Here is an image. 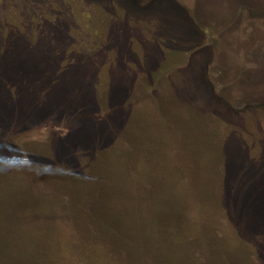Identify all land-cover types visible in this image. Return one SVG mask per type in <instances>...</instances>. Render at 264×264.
Masks as SVG:
<instances>
[{"label":"rangeland","instance_id":"obj_1","mask_svg":"<svg viewBox=\"0 0 264 264\" xmlns=\"http://www.w3.org/2000/svg\"><path fill=\"white\" fill-rule=\"evenodd\" d=\"M0 145L10 264H264V0H0Z\"/></svg>","mask_w":264,"mask_h":264},{"label":"trees","instance_id":"obj_2","mask_svg":"<svg viewBox=\"0 0 264 264\" xmlns=\"http://www.w3.org/2000/svg\"><path fill=\"white\" fill-rule=\"evenodd\" d=\"M123 1H125L128 4H133V5L135 3H137V0H123ZM242 6L245 7L244 5H242ZM248 196L250 197V195H248ZM2 232L3 231H0V237H2L1 236V234H3ZM6 243H7V240L2 237L0 239V264H10V263H12V260L10 258H7L6 257L5 252L6 251L7 252H10V249L13 248V246L12 245H11V247L10 246H7ZM25 262H26V259H24L22 257H19L18 258V263L24 264Z\"/></svg>","mask_w":264,"mask_h":264},{"label":"clouds","instance_id":"obj_3","mask_svg":"<svg viewBox=\"0 0 264 264\" xmlns=\"http://www.w3.org/2000/svg\"><path fill=\"white\" fill-rule=\"evenodd\" d=\"M0 147H3L2 145H0ZM6 163H12V164H14L15 163V161H6ZM23 163H27V161L25 160V161H23ZM55 171L57 172V173H60V172H62L63 171V169H61V168H59V167H57L56 169H55ZM37 174H39V170H37Z\"/></svg>","mask_w":264,"mask_h":264}]
</instances>
